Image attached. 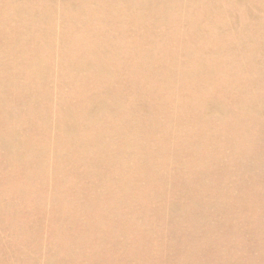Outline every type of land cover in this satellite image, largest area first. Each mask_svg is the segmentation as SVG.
<instances>
[{
  "label": "bare ground",
  "instance_id": "obj_1",
  "mask_svg": "<svg viewBox=\"0 0 264 264\" xmlns=\"http://www.w3.org/2000/svg\"><path fill=\"white\" fill-rule=\"evenodd\" d=\"M63 1L64 4H53L52 7L42 8L40 4H44V3L41 0H0V70H1L0 71V150L5 151V154L9 162L11 163V166H14L18 162H20L21 164H23L25 167L28 168L31 179L33 180V182L37 184L34 187L36 194L35 200H40L41 204L43 205L55 204L53 205V208H56V210L58 209L63 210L65 206L62 203L64 202L66 206L73 209V213H74V208H72V205L74 204L75 201H73V203H71L72 201L70 202L69 200L68 202H66L67 199L65 201L63 197L64 196L69 197L71 195L70 194L71 190L75 188L78 181L72 180L71 182L64 184L59 179H57L56 176L60 171L65 169L67 164H69L72 166V169H75L76 171L81 173V183H82L81 189L84 191L85 196L87 197L90 196L88 197V200L91 198V196H93V198H95L96 196L100 200V197L102 198L103 196L105 195L107 196L116 191L123 194L121 199L122 201L120 202L116 201V204L117 207L123 208L118 210V212L121 215V217L126 218V222L123 224V226H121V228L116 226L118 232L106 231L103 228L104 227L103 223L106 222V220L99 221L98 220L99 217L98 219H92L90 221L92 223H96L94 227L85 228L78 226L74 229V231H72V229L71 231H65V232L62 230L64 233L58 237V242L57 244H55L57 246L56 250H58V255L63 256L65 260H72L73 264H103L104 261L107 262L106 264H109V263H113L112 260L116 258V255H120L116 253V249L117 248L119 249L120 247L121 248L120 252L126 251L127 252L126 258H128L129 254L135 253L136 250L144 248L145 245L154 243L153 241L154 238L152 237V234L156 237L157 233L160 232L161 234V232H164L161 229L167 226L166 223L169 220V218H171L175 210L194 208L195 211H197L198 213V209L196 210V208L201 203L203 204V206L207 208L205 212L208 211L209 217L212 216V218L214 219L213 221L215 222L216 225L213 227H216L217 224L219 223V220H221L217 218L215 215L217 214V216H219L218 213L220 212L222 215L221 223L223 224L224 223L223 217L225 218L226 216V215L223 216L222 214L224 213L223 211L229 213L231 211L236 210L239 205V198L236 197V198H230L228 201H220L219 196H217L216 194L213 195L211 193V191L214 188L213 187L214 181L212 180L213 181L212 183L211 179L213 178L211 177L214 175L213 170L217 165V163L215 161V155H214L215 152L209 153V151H207V148L209 146L211 147L212 144L216 145L214 143L217 142L216 140L217 131L216 133H213L212 131V134L214 135V137L216 136V139H213L210 136V138L214 140L213 143L211 139L208 137L207 130L209 129H206V125H208V123L204 124V122L202 123V120L203 118L205 119L204 116L212 107H217L220 110L221 115L227 117L228 123L231 125L232 128V131L228 132V134L224 132L226 134L225 136L226 139L224 141L225 143H228L226 145L227 147L229 146V143L232 141L234 137H238V136L241 137L242 132L246 134V139L247 137H249L247 136L249 134L251 138L253 137V135H255L254 131L256 128L252 130L251 127L256 121L259 120L258 116L264 115V100H260L259 98H256L255 100L252 101L251 98V102L249 101L246 102L247 100H244L245 99L244 98L243 99L244 101H240L241 98L245 97L244 96L245 92L242 91L243 90L242 88H241L242 90L237 89V91L233 90L234 91L233 92L229 84V82L233 78V75H231L232 74L231 70L232 68L235 67L231 65L232 67L230 66V68L225 72L222 68V64L225 59L223 58V54H221L223 52L222 51L223 48H230L231 45H235V44H237L238 46L240 44L239 38L242 37L241 36L242 34L244 37V29L246 30L249 29L247 28L241 29L243 30L242 31L243 33L242 34L239 33V37H238V34H236V32L238 33V31L231 27V24L234 23V21H233V17L229 14V12L222 11L220 9L219 4L211 3L214 5H209V4L205 5L203 4L202 0H63ZM235 1H237L236 3L246 2L247 4H250V6L252 4L253 7H255L254 4H258V5L264 4V0H235ZM188 2H191L192 4H188ZM262 6L260 5V7H262L263 9L264 5ZM247 14L251 15L249 12H247ZM261 17L263 19L264 16ZM250 19L249 22H251ZM262 21L263 22H258L257 19L258 23L256 21L252 23L259 25V23H264V19ZM242 24L243 23L241 22V26ZM259 27L262 29V33H263L264 29L261 27V25ZM226 33H229V35L222 36ZM263 34L260 36L264 37ZM252 37L255 36L252 35ZM246 40L247 39H244L245 42ZM248 40H249V36H248ZM252 40H249V42H252ZM254 42L256 43L257 41L253 40V43ZM260 43L264 46L263 41H260ZM52 44H55L58 48L63 47L60 50L58 57L55 59V61L57 62L56 65H54L53 62L51 61L52 49H49V47L52 46ZM241 44L243 43L241 42ZM252 47L254 48V46ZM244 48H242L243 51ZM248 49L250 50V47ZM258 49L261 50L262 46L261 45L258 46ZM249 50H247L248 52L247 54H249L250 52ZM254 50L256 51L257 48ZM251 54H249L250 58H251ZM244 56L245 58L247 57L246 55ZM257 56H259V54ZM249 59H248V63L250 64ZM256 59L259 58L256 57L253 60L255 61ZM253 60L251 59V62ZM258 61L264 62V60H258ZM236 63L238 66V62ZM253 64H250V66L249 65L248 66L250 68L251 66L254 67ZM241 66L243 68V65H240V67ZM260 67L262 68L263 66ZM53 70H61V73L54 79L52 76H50ZM64 70L66 71L68 70V71L64 73ZM230 71L231 73H229ZM240 71L241 70H239L240 74H244ZM260 71L259 73H261ZM77 73L84 74L85 81L88 82L85 86H80V84L76 85ZM239 73L236 72V74ZM254 73L256 75L257 72ZM250 77L252 78V76ZM234 79L236 80V78ZM60 80L62 81V83H59ZM263 80L264 78L261 79L262 83L260 85L256 83L260 81L258 80V76H257V80L255 81H252V79L250 80L251 81L250 85L255 88L256 93H258L259 86L264 87L262 86V84H264ZM48 81H50V87L47 89L44 88L43 86ZM213 81L220 82L221 86L223 87V93L221 94V96L218 95L220 97H217V95L216 96L213 95V90L215 89V87H213L212 89H210L209 87V85ZM247 83H245V85ZM63 84H66L68 86L70 93L74 94L77 98H79V100H81V104L78 105V108H76V106L73 105H65L63 103H59L56 108H59L60 113L59 116L58 114L55 116L56 123L52 120V117L55 115L57 111L52 108V111L48 112L51 108V106L48 105L44 106L40 104V109L42 111L47 112L46 115L39 118H33L34 116H31L30 118L28 117L29 112H31L32 106H34L33 102L36 101V99L39 100L40 99L39 96H43L45 100L51 99L52 96L63 97L62 92L57 91V89H60L59 86ZM234 84L237 85L239 83H234ZM89 85L94 86V90L92 94L89 96V98L85 99L86 89L88 88ZM241 85L242 83L240 84V86ZM256 85H258L257 88L255 87ZM233 87L234 86H232V88ZM248 88L249 87L247 88L245 87L244 90L245 89L247 90ZM49 89H56V90L54 92H51ZM255 91L253 90L251 91V93ZM23 92L26 93L25 97H23ZM227 103L229 105H227ZM239 103H241L240 105L241 108L240 110H236L234 107L237 106L236 104ZM23 104L25 107L29 106V108L26 111V118L28 120L25 121L21 119L20 115H18L19 114L18 111L21 108V106H23ZM139 111L141 113V116ZM102 113L105 114V116ZM257 113H259V115H256ZM147 114H154V116L148 118L146 117ZM209 117L207 116V119ZM212 117L214 116L212 115ZM218 118L216 119L218 120ZM209 119L211 120V117ZM116 121L120 122V124L116 123ZM205 121L207 122V120ZM98 123L100 124L99 128H97ZM219 123H223V122H219ZM234 123L236 125H234ZM78 124H80V126ZM88 125H93L95 127L94 130L89 131V133L93 135V139H94V142L91 147L88 146L89 142H87L88 139L87 132L81 131L77 134L74 133L72 134L73 136L70 138L67 137L68 134L65 136L63 133V132H75L78 131L81 127ZM210 126L212 127V125ZM222 126H225V124ZM222 126L221 128L215 127V129L218 128L217 130H219V128L220 129L224 128ZM38 127H40L41 129L37 130ZM30 128H32L33 131L31 132L32 134L31 140L29 141L27 134L29 133ZM248 132L249 134H247ZM244 133L242 134L244 135ZM57 135L62 137V143H60L61 145H58L59 150L61 149L60 150L61 154L59 157L56 158V160H54V157L51 156L46 157L44 151L45 150L46 152H50L51 150L54 151V148L52 146H48L49 145L48 142L51 141L52 142L51 145H52ZM209 135H211V132ZM243 138H245V135ZM252 139L249 138L250 141ZM247 141H245L244 143H246ZM255 142L253 143V145H255ZM217 143L219 145V142ZM237 144L238 143H235L234 147H237ZM240 144H242V142H240ZM249 144L252 145V143L250 142ZM245 145H243V149ZM248 146L249 145H247V148ZM258 146L259 145H257V147ZM242 152L244 151H242L241 149V153ZM249 152L250 150L247 151V153ZM259 152L261 153L260 150ZM245 153H244V157H245ZM255 153L257 154L258 152L256 151ZM83 154L90 155L91 159L89 162L83 161L84 158ZM219 154L221 155V153ZM254 156L256 155L254 154ZM251 157L252 154L250 155V158ZM250 158H248V160ZM252 158L254 159V157ZM216 159L218 160V158ZM246 159L244 158V161ZM251 160L252 159H250V161ZM52 163H55V165H50ZM117 163L119 164L118 167H117ZM81 164L82 166H80ZM252 165L254 166V164ZM247 166L249 165L247 164ZM250 168L251 167H249V169ZM259 168H262V166ZM246 169H248V167ZM254 170L256 172V169ZM237 171L239 170L237 169ZM241 171H243V168ZM246 171L247 170H245V172ZM250 171L248 173H250ZM262 171L264 172V170ZM219 172L222 171L220 170ZM227 173L225 172V174ZM259 173H261V171ZM47 174L54 181L48 189H43L41 187V184L44 183L43 185H45ZM185 174H187L188 176H185ZM116 175H119L121 180L118 182H111V180ZM261 175L262 173L259 176L261 177ZM49 177H47V180ZM185 177H190L193 180L190 181V179L187 178L189 180L184 181ZM229 177H231V175ZM17 179L21 181L22 176L21 178H17ZM250 179L251 177L249 178V180ZM9 180L11 183V177L7 181ZM32 180H28V181L31 182ZM25 181L26 180H24V182ZM231 181L233 182V180ZM231 181L229 179V182H227V184L230 183ZM254 181L252 182L256 183ZM48 182L46 185H48ZM2 183L4 184V181ZM172 184H175L176 186L172 187ZM227 184L225 186H227ZM259 184L260 183L258 184L256 183L255 185H259ZM255 185H253L254 188L256 187ZM1 187L3 188V185ZM31 187L33 186H30V188ZM19 188H21V186ZM167 188H169V195L166 194ZM217 188L218 187H216V189ZM249 188L250 186H248V190ZM10 189H11L10 187L9 189H7V193H11ZM258 190L260 191V189ZM263 190L264 189H262L261 191ZM22 192L20 193L22 194ZM79 193L81 192L79 191ZM239 193L241 194V192ZM256 195L259 198L260 195L263 194L260 195L256 194ZM6 197H8V195ZM25 197L27 198V196ZM76 197H78L77 201H80L79 194ZM76 197L75 200L77 199ZM139 197L141 203L140 202L137 203ZM197 198L199 199V201ZM263 199L261 198V200ZM88 200L86 199V201ZM258 200H260V198ZM27 201L29 200H26V202ZM83 201L84 204L82 205L81 202L80 204L85 207V202H86L85 198ZM90 201L92 200L90 199ZM108 201H110V204L113 203L111 202L110 199ZM93 202H95L94 199ZM97 202L99 206V201ZM262 202L259 203L262 204ZM7 203L8 205H11L9 204V202ZM255 203L256 202H254V207L257 206L255 205ZM247 204H249V202ZM3 205H6V203ZM78 206L80 207V205ZM86 206L88 207L87 204ZM107 206L110 205H108L107 203ZM259 206L257 208H259ZM39 207L41 208V205ZM53 208L51 213H53ZM257 208H252V209H257ZM5 210L7 209L5 208ZM10 210L11 208L8 207V211L6 212H10ZM69 210L70 209H68V211ZM88 210L86 213L87 215H88ZM154 210L155 212H153ZM201 210L202 212L204 211L203 208ZM262 211L258 212V213L261 212L260 216L262 214ZM189 212H193V210H190ZM3 213L1 212V214ZM51 213L50 215H52ZM98 213L99 215L102 214L99 211ZM139 214H141L142 217L150 220L142 222L141 226L138 225L137 222L139 221L135 222V217L139 216ZM199 214H200V210H199ZM26 216L29 215L26 214ZM26 216H24V218ZM82 216H84V214ZM86 216H84V219ZM182 216H183L182 219L184 217L187 219L185 220L187 221L186 225L189 223L188 226L190 227L191 226L190 224H192L193 221H191L190 223L189 220L194 215L193 214L192 216L189 215L190 216L189 220L186 215H182ZM206 216L207 215H205V217ZM194 217L192 219H194ZM228 217H230V215ZM243 217L244 216H242V218ZM206 218H201V219H206ZM258 218L259 217H257L256 219ZM76 219L77 216L75 220ZM112 219L113 221L115 220L113 217ZM195 220L196 219H194V222ZM38 222H40V220H38ZM203 222L204 220L200 222V224L201 223L203 224ZM175 223L174 226H176ZM183 223L180 222L178 223L179 228H181L179 232L185 230V229L182 230ZM204 223L206 224V222ZM211 224H210V228L211 230H213ZM12 225L11 227H13ZM57 225L60 226V224ZM226 225H227V221H226ZM233 225L234 224H232V226ZM188 226L184 234L186 236L188 234L187 233ZM54 227L55 226L52 227L53 231H54ZM176 227L178 228V226ZM3 228L5 229V226H3ZM20 228L23 227L21 226ZM191 228L192 226L190 227V230ZM222 228H220V231L225 230ZM34 229L36 230L38 229V227L36 228L35 226ZM194 229H196V227H194ZM13 230H16V228ZM25 230L26 232L28 231L30 234L31 231L29 228L27 229L25 228ZM196 230H197L196 233L199 234L198 229ZM218 230L217 232L219 234ZM176 231L177 230H174V232ZM201 231H203V229ZM194 232L195 231L193 230V233ZM207 232L208 234H212L209 233L210 231ZM183 233L181 234L178 233L180 234V236L179 235L178 236L181 237V240L183 237L182 235ZM226 233L228 232L226 231ZM37 234L35 235V237L37 236ZM120 234L123 235V239L122 240H118V238L116 239V236H120ZM204 234H201V237ZM19 235L21 236V233ZM22 235H25V233L24 234L22 233ZM163 235L164 233L161 236ZM207 236L208 235L206 234V236L204 237ZM201 237L196 236V240L197 238H199L200 241L203 240L206 242V240L203 239V237L201 239ZM183 238L186 239V237ZM189 238L194 239V236L192 238L190 236ZM189 238H187L186 241ZM155 239H158V241L162 240L158 238V234ZM208 239L210 238L208 237ZM26 240H28V238H26L25 241ZM150 240L152 242H150ZM177 240L175 238L176 243ZM181 240L178 241L181 242ZM1 241L2 240L0 239V243ZM163 241L164 240H162V242ZM19 242L22 243V240ZM66 242L71 243L70 247L72 246V244H76L77 249L76 248L74 249L76 251L72 250L73 249L72 247L68 248V246L67 247L62 246V244ZM183 242L185 243V241ZM167 243H168V239L166 245ZM171 243L173 244L174 241ZM187 244L189 245V243ZM187 244L186 246L188 247ZM190 244L192 243L190 242ZM158 245L161 244L158 243ZM158 245H153V247L156 248L158 247ZM166 245L165 247L168 246ZM210 245H212V243ZM197 246H200V243L197 244ZM206 246L207 245H205V247ZM172 247H178V245ZM158 248H160V246ZM190 248L192 249V247ZM210 248L208 246L207 250H209ZM212 248L214 253L213 251L210 250L209 251L212 252L211 254H214L216 258H218L217 256L218 251L221 248H224V244H221L220 241H216L213 239ZM198 249L200 250V248ZM141 251L145 253L143 249H141ZM141 251L138 250L139 253H141ZM158 251L159 250L157 249V252ZM172 251L175 252L176 250H172ZM181 251L179 252L181 253ZM202 251H204V249L201 250V252L199 253H202ZM228 251H227V256L228 255L231 256L230 251L232 250H228ZM222 252H225L223 254H226V251H222ZM222 252L220 251L219 254ZM143 253H141V257ZM146 253L149 254L148 252ZM163 253L164 252H161V254ZM5 254L7 256V253ZM155 254L156 253H154V257H149L148 259L145 258L146 259L145 261L148 262V261L156 260ZM164 254L166 256V252ZM150 255L153 256L152 252ZM167 255L170 256L171 254L169 255L167 252ZM199 255L200 254H198V256ZM187 256H183L181 258L187 259ZM176 257H178V255ZM204 257L205 255L203 256V259ZM209 257L212 258V255H210ZM220 257L218 259H221ZM160 258L161 257H159V259ZM226 258L228 262L229 256ZM233 258L236 259L238 257H233ZM207 259L209 258L207 257ZM207 259L205 260L208 261ZM196 260L199 262L198 258H196ZM223 260L226 259L224 258ZM141 262L143 261L137 259L135 261V264ZM235 262L231 261V264L232 263L234 264ZM162 263H166V262L162 261ZM120 264H122V261ZM212 264H217V263L212 262Z\"/></svg>",
  "mask_w": 264,
  "mask_h": 264
},
{
  "label": "rangeland",
  "instance_id": "obj_2",
  "mask_svg": "<svg viewBox=\"0 0 264 264\" xmlns=\"http://www.w3.org/2000/svg\"><path fill=\"white\" fill-rule=\"evenodd\" d=\"M44 4H40V6L42 7V8H48V7H52L53 6V4H64V1L63 0H41ZM203 1V4H205V5H207V4H209V5H214V4H219L220 5V9L222 10V11H225V12H229V14L233 17V21H234V23H232L231 24V27L233 28V29H236L237 31H238V33L236 32V34H238V37H239V33L240 34H242L243 32V30H241V29H244V28H247V29H249V30H246V29H244V37H243V34L241 35L242 37H240L239 39H240V44L237 46V44H235V45H231L230 46V48H223L222 49V53L221 54H223V58L225 59L224 60V62H223V64H222V68H223V70L226 72L229 68H230V66L232 65L233 67H235V68H232V74L231 75H233V78L231 79V81L229 82V84H230V87H231V89H232V91L234 90V91H237V89H239V90H242V91H244L245 92V94H244V96L245 97H243V98H241V100L240 101H244V100H247L246 102H251V98H252V101L253 100H255L256 98H259L260 100H264V87H261V86H259V90H258V93H256V91H255V88L253 87V86H251L250 84H251V79H252V81H255V80H257V76H258V80H260L261 81V79H263L264 78V62L262 61V62H259L258 60H264L263 59V55H264V46L260 43V41H263V43H264V37L263 36H260V35H262L263 33H264V30H263V33H262V29L259 27L260 25H261V27L264 29V23H259V25L258 24H255V23H252V22H257V19H258V22H263L262 20L264 19V17H263V19H262V17L261 16H264V14H263V12H264V8L262 9V5H264V4H254L255 5V7H253L252 6V4H251V6H250V4H247L246 2H238V3H236L237 1H235V0H202ZM211 3H214V4H211ZM244 3V4H243ZM188 4H192L191 2H188ZM260 5L262 6V7H260ZM252 7V8H251ZM259 7H260V9H259ZM262 9V10H261ZM256 10V11H255ZM247 12H249L251 15H249V14H247ZM259 12H260V14H259ZM262 13V14H261ZM252 14H253V16H252ZM248 15H249V17H248ZM258 15H259V18H260V20H259V18H258ZM251 16V17H250ZM255 17H257V18H255ZM241 18H243V19H241ZM253 20H251V19ZM240 19V20H239ZM249 19H250V21L251 22H249ZM241 22L243 23L242 24V26H241ZM245 22V23H244ZM247 22V23H246ZM257 22V23H258ZM246 24V25H245ZM251 24V25H250ZM238 25V26H237ZM247 25H248V27H247ZM263 25V26H262ZM243 26H246V27H243ZM250 26H251V28H250ZM254 26V27H253ZM255 26H257V27H255ZM253 27V28H252ZM254 29V30H253ZM239 30H240V32H239ZM246 30V31H245ZM251 30V31H250ZM259 31H260V33H259ZM246 32H248V33H246ZM252 34H251V33ZM256 32V33H255ZM259 33V34H258ZM250 34V35H249ZM229 35V33H226V34H224V35H222V36H228ZM246 35V36H245ZM252 35L253 36H255V37H252ZM264 35V34H263ZM248 36H249V40H255V41H257L256 43H257V45L258 46H262V49L261 50H259L258 49V46L256 45V43L254 42L253 43V40H252V42H249V40H248ZM261 37V38H259V37ZM246 37V38H245ZM263 37V38H262ZM258 38V39H257ZM242 39V40H241ZM244 39H247L246 40V42L244 41ZM258 40H260V41H258ZM241 42L245 45H243V44H241ZM246 43V44H245ZM251 43H253V44H251ZM260 43V44H259ZM251 46H250V45ZM255 44V45H254ZM241 45V46H240ZM243 45V46H242ZM246 46H248V47H246ZM252 46H254V48L252 47ZM256 46V47H255ZM66 47V46H65ZM241 47V48H240ZM245 47V48H244ZM250 47V50L248 49ZM252 47V48H251ZM63 47H60V48H58L55 44H52V46H50L49 47V49H52V51H51V54H52V57H51V61L53 62V64L54 65H56L57 64V62L55 61V59L58 57V54H59V52H60V50L62 49ZM232 48H233V50H232ZM242 48H244V51H243V49ZM257 48V50L255 51L254 49H256ZM228 49V50H227ZM235 49V50H234ZM252 49V50H251ZM232 50V51H231ZM239 50V51H238ZM247 50H249L250 52H249V54H253L254 52V54L252 55L251 54V58L249 57L250 55L249 54H247L248 52H247ZM254 50V51H253ZM228 51V52H227ZM262 53H261V52ZM238 52V53H237ZM243 52H244V54H243ZM246 52V53H245ZM259 52V53H258ZM243 54V55H242ZM259 54V56H257ZM237 55V56H236ZM240 55H241V57H240ZM244 55H246L247 57H249V58H245V56ZM228 56H230V57H228ZM234 56H236V57H234ZM243 56H244V58H243ZM254 56H256V57H258L259 59H256L255 61L253 60L254 58H256V57H254ZM262 56V57H261ZM233 57V58H232ZM253 57V58H252ZM241 58H242V60H241ZM261 58V59H260ZM248 59L250 60L249 62H250V64H253V63H255V64H253L254 65V67H252L251 66V68L249 67L250 66V64L248 63ZM251 59L253 60L252 62H251ZM245 60V61H244ZM227 61V62H226ZM238 62V66L240 67V65H243V68H242V66L239 68L238 66H237V63L236 62ZM240 61H241V63H240ZM233 62H234V65H233ZM247 64H246V63ZM244 63V64H243ZM240 64V65H239ZM249 65V66H248ZM231 66V67H232ZM260 66H263L262 68L260 67ZM238 67V68H237ZM257 67V68H256ZM246 69V71H245V69ZM257 69V70H256ZM260 69H261V71H260ZM239 70H241L240 72H242V73H244V74H240L239 73ZM248 70V71H247ZM250 70V71H249ZM1 71V70H0ZM68 71V70H67ZM66 70H64V73L65 72H67ZM231 71L229 72V73H231ZM259 71L261 72V73H259ZM236 72L237 73H239V74H236ZM251 72H252V75H251ZM254 72H257L256 73V75H255V73ZM263 72V73H262ZM61 73V70H53L52 72H51V75L50 76H52L53 77V79L55 78V77H57L59 74ZM246 73V74H245ZM236 74V75H235ZM250 74V75H249ZM214 75H215V73H214ZM214 75H213V77H214ZM235 75V76H234ZM242 75H243V77H242ZM253 75H254V78H255V80H254V78H253ZM76 76H77V80H76V85L77 84H80V86H85L88 82L87 81H85V77H84V74H82V73H77L76 74ZM245 76V77H244ZM248 76V77H247ZM250 76H252V78L250 77ZM247 77V78H246ZM234 78H236V80L234 79ZM239 78H240V80H239ZM249 78H250V80H249ZM259 78H261V79H259ZM245 79H246V81H247V79H248V83L245 81ZM232 80H234V81H232ZM240 81V82H239ZM244 81H245V83H247L246 85H245V83H244ZM256 82V83H258L259 85L262 83V81L261 82ZM250 82V83H249ZM263 82H264V80H263ZM59 83H62V81L60 80L59 81ZM217 83V84H216ZM234 83H239V84H234ZM242 83V85L240 86V84ZM255 83V82H254ZM212 84V85H211ZM211 84L209 85V87H210V89H212L213 87H215V89L213 90V95L214 96H216L217 95V97H220L221 96V94L223 93V87L221 86V83L220 82H218V81H213V82H211ZM214 84H215V86H214ZM59 86V85H58ZM232 86H234L233 88H236V89H233L232 88ZM239 88H238V87ZM262 86H264V84H262ZM44 88H49L50 87V81H48L44 86H43ZM247 88V87H249L247 90H248V92H247V90L245 89L244 90V88ZM256 88L258 87V85H256L255 86ZM59 88L60 89H57V91H59V92H62V95H63V97H56V96H52L51 97V99H49V100H45L44 98H43V96H39V100L38 99H36V101H34L33 103H34V106H32V109H31V112H29V114H28V117L30 118L31 116H34L33 118H39V117H42V116H44V115H46V113L47 112H45V111H42L41 109H40V104L41 105H44V106H46V105H48V106H51V108H50V110L48 111V112H51L52 111V108L54 109V110H56L57 112L55 113V115L52 117V120L55 122V116L58 114V116H59V108H56L57 107V105L59 104V103H63V104H65V105H73V106H76V108H78V105L79 104H81V100H79V98H77L74 94H72V93H70L69 92V88H68V86L66 85V84H63V85H61V86H59ZM242 88V89H241ZM209 89V88H208ZM255 91V92H252L251 93V91H253V90ZM51 92H54L56 89H49ZM93 90H94V86H92V85H89L88 86V88L86 89V94H85V99H88L89 98V96L92 94V92H93ZM263 92H262V91ZM233 91V92H234ZM76 92V91H75ZM262 92V93H261ZM217 93V94H216ZM25 92H23V97H25ZM218 95H220V96H218ZM248 95V96H247ZM247 96V97H246ZM251 96V97H250ZM249 97H250V99H249ZM245 98V99H244ZM246 98H248V99H246ZM244 99V100H243ZM230 100V99H229ZM228 100V101H229ZM227 105H229L228 103H227ZM237 106H235L234 108L236 109V110H240V108H241V103H239V104H236ZM10 106V105H9ZM29 108V106L28 107H25L24 106V104H23V106H21V108L19 109V111H18V115H20V117H21V119L22 120H28L27 118H26V111H27V109ZM239 108V109H238ZM202 110H204V109H202ZM215 111V112H214ZM214 112V113H213ZM139 113H140V111H139ZM210 113H211V116H210ZM103 114V113H102ZM104 116H105V114H103ZM212 115L214 116V117H212ZM217 115V116H216ZM221 113H220V110L217 108V107H212V108H210L209 109V111L207 112V114L204 116L205 117V119L203 118V120H202V123L204 122V124H207L208 123V125H206V129H209L210 130V132H211V135H209L210 134V132H209V130H207L208 131V137L210 138V136H211V138H213V139H216V136L214 137V135L212 134V131H213V133H216V131H217V142H219V145H218V143L217 142H215L214 143V140H212L211 138V141L214 143V144H216V145H213L212 144V148L209 146L208 148H207V151H209V153H214L215 152V161H216V163H217V165L215 166V168H216V170H215V168H214V175L211 177V178H213V179H211V181L213 180L214 181V183H213V181H212V183L214 184V188H213V190L211 191V193L213 194V195H217V196H219V199H220V201H228L230 198H236V197H238L239 198V205H238V207H237V209L236 210H234V211H231V212H226V211H223L224 213H222L223 214V216L224 215H226L225 216V218L223 217V224H224V227H223V224L221 223L222 222V218H221V212L220 213H218L219 214V216H217V214H215L216 215V217L217 218H219V219H221V220H219V223L217 224V226L218 227H220V228H222V229H225L223 232L222 231H220V228H218L217 226V229H216V227H213V226H215L216 224H215V222L213 221L214 219L212 218V216H210L211 218H212V220H211V218L209 217V215H208V211H206L205 212V210H207V208L205 207V206H203V204L201 203V204H199V205H201V206H197V208H196V210L198 209V213H197V211H195V209L193 208V209H178V210H175V212H173V214H172V216H171V218H169V220L167 221V223H166V227L165 228H162L161 230H163L164 232H161V234H160V232L159 233H157L158 234V238L159 239H162V240H164L163 242H162V240H159L158 241V239H155L156 237H157V234H156V237L152 234V237L154 238L153 239V241H154V243H152V244H149V245H145V247H147V248H141V249H143V251H145V253H143L142 251H141V249H138L139 251H141V253H143V255H142V257H141V253H139L138 252V250H136V252L135 253H132V254H129L128 255V258H126L127 256H126V251H121L120 252V250H121V248L119 247V249L117 248L116 249V253L117 254H120V255H116V258H114L112 261H113V263H109V264H120L121 263V261H122V264H135V261L137 260V259H140V260H142L143 262H141V263H138V264H212V262L213 263H217V264H231V261L232 262H235L234 264H264V204H263V202H264V190L263 191H261L262 189H264V172L262 171V170H264V115L263 116H258L259 117V120L258 121H256L253 125H252V127H251V129L252 130H254V128H256L255 129V135H253V139L251 138V136H250V134H249V132L247 133V134H249V135H247V136H249V137H247V139H248V141H247V139H246V134L244 133V132H242V133H244V135H245V138H243L244 137V135L241 133V137L240 136H238V137H234L233 139H232V141L229 143V146L227 147L226 145L228 144V143H225V139H226V134H228V132H231L232 131V128H231V125L228 123V119H227V117H225V116H223V115H221ZM256 115H259V113H257ZM140 116H141V113H140ZM154 116V114H147L146 115V117H148V118H150V117H153ZM207 116L209 117H211V120L212 121H214V122H212L209 118L207 119ZM218 117H220V118H218ZM257 117V116H256ZM213 118H214V120H213ZM216 118H218V120L216 119ZM205 120H207V122L205 121ZM208 120H209V122H208ZM226 120V121H225ZM211 121V122H210ZM225 121V122H224ZM201 122V121H200ZM215 122H216V124H215ZM219 122H223L224 124H225V126H222V125H224L223 123H219ZM228 124H227V123ZM56 123V122H55ZM116 123H118V124H120V122H118V121H116ZM219 123V124H218ZM79 126H80V124H78ZM210 125H212V127L210 126ZM227 125V126H226ZM234 125H236L235 123H234ZM255 125V126H254ZM209 128H208V127ZM221 126L222 127H224L225 128V130H224V128H222V129H220L221 128ZM260 126V127H259ZM100 127V124L98 123L97 124V128H99ZM215 127H220L219 128V130H217L218 128H216L215 129ZM213 128V129H212ZM230 128V129H229ZM41 128L40 127H38L37 128V130H40ZM95 129V127L93 126V125H88V126H83V127H81L78 131H75V132H63L64 133V135L66 136L67 134V137L68 138H70V137H72L73 135L72 134H77V133H79V132H81V131H84V132H87V135H88V139H87V142H89V144H88V146L89 147H91L92 146V144H93V142H94V139H93V135L92 134H90L89 133V131H92V130H94ZM214 130H215V132H214ZM221 130H222V133H221ZM33 131V129L32 128H30V131H29V133L27 134V137H28V139H29V141L31 140V132ZM219 132V133H218ZM224 132H226V134L224 133ZM257 133V134H256ZM70 134V135H69ZM138 135H140V134H138ZM223 135V136H222ZM222 136V137H221ZM243 136V137H242ZM224 137V138H223ZM218 138H219V141H218ZM223 138V139H222ZM238 138H240V139H238ZM249 138L250 139H252L251 141L249 140ZM236 139H238V140H236ZM246 139V140H245ZM258 141H257V140ZM60 140V141H59ZM215 140V141H216ZM237 142H236V141ZM241 140V141H240ZM247 141L246 143H244L245 141ZM59 141V142H58ZM222 141V142H221ZM223 141H224V143H223ZM239 141V142H238ZM256 141V142H255ZM234 142V143H233ZM240 142H242V144H240ZM249 142L250 143H252V145L251 144H249ZM255 142V145H253V143ZM51 141H49L48 142V146H52L53 148H54V151H50V152H46V150L44 151L45 152V156L47 157V156H51V157H54V160H56V158L57 157H59L60 156V150H59V146L58 145H61L60 143H62V137L61 136H56V138H55V140H54V143L51 145ZM235 143H238L237 144V147H234V144ZM240 144V145H239ZM246 144V145H245ZM242 145V146H241ZM243 145H245V147H244V149L245 148H247V145H251L250 147L248 146V148L247 149H243ZM257 145H259L258 147H257ZM214 146V147H213ZM220 148H219V147ZM225 146V147H224ZM242 147V148H240V147ZM255 146V147H254ZM257 147V148H256ZM224 148H225V150H224ZM228 148V149H227ZM236 148H238V149H236ZM249 148H251V149H249ZM216 151H215V150ZM230 149H231V151H230ZM239 149H240V151H239ZM241 149H242V151H244V152H242L241 153ZM255 149H257V150H255ZM222 150V151H221ZM227 150V151H226ZM229 150V151H228ZM238 150V151H237ZM248 150H250V152L249 153H247V151ZM259 150L261 151V153L259 152ZM57 151V152H56ZM192 151V150H191ZM194 151V150H193ZM197 151V150H196ZM206 151V150H205ZM213 151V152H212ZM253 151V152H252ZM258 152L257 154L255 153V152ZM221 153V155L219 154V153ZM227 152V153H226ZM232 152V153H231ZM246 152V153H245ZM238 153H239V155H238ZM244 153H245V157H244ZM221 156V159H220V156ZM228 154V155H227ZM235 154V155H234ZM252 154V157H254V159L251 157L250 158V155ZM254 154L256 155V156H254ZM260 154V155H259ZM222 155H224V156H222ZM232 155V156H231ZM243 155V156H242ZM83 156H84V158H83V161L84 162H89L90 161V159H91V157H90V155H86V154H83ZM230 156H231V158H230ZM238 156V157H237ZM242 156V157H241ZM237 157V158H236ZM246 157H247V159H246ZM257 157H259V158H257ZM216 158H218V160L216 159ZM238 158H239V161H238ZM244 158L246 159L245 161H244ZM248 158H250V159H252L251 161H250V159L248 160ZM225 159H226V161H225ZM232 161H231V160ZM237 159V160H236ZM257 159V160H256ZM223 161V162H222ZM237 161V162H236ZM242 161V162H241ZM255 163H254V162ZM258 161V162H257ZM55 162V161H54ZM238 162H240V163H238ZM243 163H244V165H243ZM250 163V164H249ZM254 164V166L252 165V164ZM221 164V165H220ZM237 164V165H236ZM247 164L249 165V166H247ZM259 164V165H258ZM50 165H55V163H52V164H50ZM224 165V166H223ZM229 165V166H228ZM232 165V166H231ZM236 165V166H235ZM242 165H243V167H242ZM258 165V166H257ZM0 209L2 210H0V219H2V218H5V219H2V220H0V222H1V224H0V239L2 240L1 241V243H0V257L2 256V255H4L5 253H7V256H6V254L4 255V256H2L1 258H0V263H2V264H73V262H72V260H65V258L63 257V256H61V255H58V250H56L57 249V246L55 245V244H57V242H58V237L61 235V234H63L65 231H71V229H72V231H74V229L76 228V227H85V228H91V227H94L95 225H96V223H92V222H90L92 219H98V217H99V221H105L106 220V222H104L103 223V228L106 230V231H108V232H118L117 231V227H120L121 228V226H123V224L126 222V218H124V217H121V215L119 214V212H118V210H120V209H123L122 207H117V204H116V201L117 202H120V201H122L121 199H122V195L123 194H121L120 192H118V191H116V192H114V193H111V194H109V195H105V196H103L102 198L100 197V200L95 196V198H96V200H95V198H93V196H91V200L92 201H90V199L88 200V197H90V196H85L84 195V191L81 189V173L80 172H78V171H76L75 169H72V166L71 165H69V164H67L66 165V167H65V169L64 170H62V171H60L56 176H57V179H59L61 182H63L64 184L65 183H69V182H71L72 180H76V181H78V183L76 184V186H75V188L74 189H72L71 190V195L68 197V196H64L63 198L65 199V201H66V199H67V201L66 202H68V200L71 202V203H73V201H75L74 202V204L72 205V208H74V213H73V209H71L70 207H68V206H66L65 204H64V202L62 203L64 206H65V208L62 210V209H58V210H56V208H53V205H55V204H53V205H43V204H41V201L40 200H35L36 199V194H35V190H34V187H35V185H37L35 182H33V180L31 179V177H30V173H29V170H28V168L27 167H25L23 164H21L20 162H18L16 165H14V166H11V163L9 162V160H8V158H7V156H6V154H5V151H2V150H0ZM80 166H82V164L80 165ZM119 166V164L117 163V167ZM262 166V168H259V167H261ZM12 167H13V169H12ZM248 167V169H246ZM249 167H251L250 169H249ZM26 168V169H25ZM224 168V169H223ZM229 168V169H228ZM242 168H243V171H241L242 170ZM252 168H254V169H256V172H255V170L254 169H252ZM8 169V170H7ZM16 169V170H15ZM87 169H88V166H87ZM87 169H86V171H87ZM233 169V170H232ZM234 169H235V171H234ZM237 169L239 170V171H237ZM247 170L246 172H245V170ZM165 170V169H164ZM222 171V172H219V171ZM229 170V171H228ZM230 170H231V172H230ZM250 171V173H248L249 171ZM254 170V171H253ZM13 171V172H12ZM227 173V174H225V172ZM237 171V172H236ZM241 171V172H240ZM261 171V173H262V175H261V177L259 176L261 173H259V172ZM27 172V173H26ZM231 174H230V173ZM253 174H252V173ZM258 172V173H257ZM233 173V174H232ZM27 174V175H26ZM175 174H176V172H175ZM225 174V175H224ZM246 174H247V176H246ZM254 174H256V175H254ZM22 176V180L20 181L19 179H17V178H21V176ZM220 175V176H219ZM231 175V177H229ZM242 175V176H241ZM251 175V176H250ZM7 176H8V179L11 177V183H10V180L9 181H7L8 179H7ZM13 176V177H12ZM28 176V177H27ZM185 176H188L187 174H185ZM224 176V177H223ZM254 176V177H253ZM26 177H27V179H26ZM47 177H49V175L47 174ZM47 177H46V180H45V185H43V184H41V187L43 188V189H48L49 187H50V185H52V183H53V179L52 178H48V180H49V182H48V180H47ZM230 179V181L231 180H233V182L231 181L230 183H228L227 184V182H229V179ZM251 177V181L249 180V178ZM253 177V178H252ZM256 177V178H255ZM5 178V179H4ZM29 178V179H28ZM187 178H189L190 179V181L191 180H193L192 178H190V177H185V180L184 181H188L189 179H187ZM219 178V179H218ZM223 178H225V179H223ZM248 178V179H247ZM7 179V180H6ZM14 181H13V180ZM26 180L25 182H24V180ZM215 179H216V181H215ZM224 181H223V180ZM227 179V180H226ZM236 179V180H235ZM247 179V180H246ZM253 179V180H252ZM15 180H17V181H15ZM19 180V181H18ZM28 180H32L31 182L30 181H28ZM121 179H120V177H119V175H116L112 180H111V182H118V181H120ZM240 180V181H239ZM245 180V181H244ZM255 180V181H254ZM4 181V184L2 183ZM252 181H254V182H256L257 184L258 183H260L261 185H262V187H261V185L259 184V185H255L256 183H253ZM47 182H48V185H46L47 184ZM222 182H225L226 184H227V186H225L226 184L225 183H222ZM247 182H248V184H247ZM249 182H251V183H249ZM222 183V184H221ZM243 183V184H242ZM10 184H11V186L12 187H14V188H12L11 186H10ZM19 184V185H18ZM20 184H22V185H20ZM25 184V185H24ZM34 184V185H33ZM216 184V185H215ZM220 184V185H219ZM3 185V188L1 187ZM6 185V186H5ZM15 185V186H14ZM43 185V186H42ZM222 185H224V186H222ZM231 185V186H230ZM253 185H255L256 187H258V188H254L253 187ZM7 186H9L11 189H10V192L11 193H7V189H9V187H7ZM19 186H21V188H19L18 187V189H17V187ZM25 186V187H24ZM30 186H33V187H31L30 188ZM176 185L175 184H172V187H175ZM220 186V187H219ZM248 186H250V188H249V190H248ZM15 187H16V189H15ZM216 187H218L217 189H216ZM24 188V189H23ZM32 188H33V190H32ZM225 188V189H224ZM236 188V189H235ZM5 189V190H4ZM19 189H21V190H19ZM27 189V190H26ZM229 189V190H228ZM241 189V190H240ZM258 189H260V191L258 190ZM16 190H17V192H18V194H17V192H16ZM24 190H25V192H24ZM29 190V191H28ZM34 191V192H32V191ZM98 190V189H97ZM3 191V192H2ZM23 191V192H22ZM79 191L82 193H79ZM221 191H222V194H221ZM248 191H250V192H248ZM20 192H22V194L20 193ZM29 192V193H28ZM225 192V193H224ZM236 192V193H235ZM239 192H241V194L239 193ZM258 194V195H260V194H263V195H260V200H258L259 198H258V196L255 194ZM260 192V193H259ZM29 195H28V194ZM238 193V194H237ZM248 193V194H247ZM24 194H27V195H24ZM34 194H35V196H34ZM79 194V200L80 201H77L78 200V197H76L77 195ZM166 194L167 195H169V188H167L166 189ZM219 194V195H218ZM228 194V195H227ZM253 194V195H252ZM8 195V197H6V196ZM93 195V194H92ZM111 195V196H110ZM221 195V196H220ZM248 195V196H247ZM252 197H251V196ZM25 196H27V198L25 197ZM29 196H30V198H29ZM74 196V197H73ZM108 196H110V197H108ZM113 196V197H112ZM250 196V197H249ZM33 197V198H32ZM75 197L77 198L76 200H75ZM83 197V198H82ZM226 197H227V200H226ZM254 197H255V199H254ZM84 198H85V201H86V199L88 200V201H86L85 202V207L84 206H82L83 204H84ZM106 199L107 200V203H108V205H110V206H107V203H106V200H104V199ZM115 198V199H114ZM258 198V199H257ZM261 198L263 199V200H261ZM83 199V200H82ZM93 199H94V201L95 202H93ZM111 200V202H113L112 204H110V201H108V200ZM198 199V198H197ZM223 199V200H222ZM254 199V200H253ZM26 200H29V201H27L26 202ZM241 200V201H240ZM252 200V201H251ZM258 200V201H257ZM2 201V202H1ZM64 201V200H63ZM97 201H99V206H98V202ZM104 201V202H103ZM115 201V202H114ZM198 201H199V199H198ZM250 201H251V203H250ZM263 201V202H262ZM7 202H9V204H11V205H8V203ZM80 202H81V204H80ZM102 202H103V204H102ZM138 202H140L141 203V201H140V197L138 198V200H137V203ZM249 202V204H247ZM253 202V203H252ZM254 202H262V204H260V206H259V204L257 203H255V205H257V206H255L254 207ZM2 203V204H1ZM6 203V205H3V204H5ZM27 203V204H26ZM106 203V204H105ZM223 203V202H222ZM80 205V207L78 206V205ZM86 204L88 205V207L86 206ZM94 204H95V206L97 207H95L94 206ZM97 204V205H96ZM8 205V206H7ZM41 205V208L39 207ZM101 205H103L104 206V208H103V206H101ZM7 209V210H5V208ZM21 206V207H20ZM78 206V207H77ZM92 206H93V208H92ZM101 206V207H100ZM106 206V207H105ZM203 206V207H202ZM242 206V207H241ZM259 206V208H257ZM263 207V209H262V207ZM8 207L9 208H11V210H10V212H6V211H8ZM33 207H35V208H33ZM39 207V208H38ZM46 207V208H45ZM90 207V208H89ZM95 207V208H94ZM98 207H99V209H98ZM200 207H201V209L203 208L204 209V211L202 212V210L200 209ZM210 207V206H209ZM249 207V208H248ZM18 208V209H17ZM23 208V209H22ZM30 212H28L26 209ZM48 208H50V209H48ZM52 208H53V213H51L52 212ZM211 208V207H210ZM242 208H243V210H242ZM252 208H257V209H252ZM33 209V210H32ZM68 209H70L69 211H68ZM80 209H81V211H80ZM85 209H86V211H85ZM89 209V210H88ZM137 209V208H136ZM258 209H260V210H258ZM4 210V211H3ZM17 210V211H16ZM55 210V211H54ZM87 210H88V215L86 214L87 213ZM108 212H107V211ZM117 210V211H116ZM190 210H193V212H189ZM199 210H200V214H199ZM239 210V211H238ZM263 210V211H262ZM36 211V212H35ZM84 211H85V213H84ZM91 211V212H90ZM98 211L100 212V213H102V214H100L99 215V213H98ZM113 211V212H112ZM115 211V212H114ZM176 211H178V212H176ZM181 211V212H180ZM253 211H254V213H253ZM256 211V212H255ZM259 211H262V214H263V216H262V214H261V216H260V213H258ZM1 212L3 213V214H1ZM31 212H33V213H31ZM49 212V213H48ZM65 212V213H64ZM78 212H79V214H78ZM90 212V213H89ZM110 212V213H109ZM153 212H155V210L153 211ZM251 212H252V214H251ZM21 213H22V215H23V218H22V215H21ZM24 213H25V215H24ZM46 213V214H45ZM50 213L52 214V215H50ZM63 213V214H62ZM81 213V214H80ZM103 213H104V215H103ZM181 213H184V214H181ZM186 213H188V214H186ZM191 213V214H190ZM206 213V214H205ZM248 213H250V214H248ZM256 213V214H255ZM258 213V214H257ZM10 214V215H9ZM16 215V216H13V215ZM26 214H28L29 216H26ZM78 214V215H77ZM84 214V216H86L85 217V219H84V216H82ZM91 214V215H90ZM97 214V215H96ZM113 214V215H112ZM118 214V215H117ZM192 214L195 216H192ZM230 215V217H228L229 215ZM240 214V215H239ZM255 214V215H254ZM20 215V216H19ZM117 215V216H116ZM120 215V216H119ZM182 215H186L187 216V218H188V220L190 219V216H192L191 217V219L189 220V222L191 223V221H193L194 222V219H196L195 220V222L193 223L192 222V224H190L191 226H192V228H191V230H190V227L188 226V224L186 225V223H187V221H185V220H187L185 217L182 219ZM190 215V216H189ZM197 215V216H196ZM205 215H207L206 217H205ZM250 215H251V217H250ZM11 216V217H10ZM24 216H26L25 218H24ZM34 216V217H33ZM36 216H37V218H36ZM39 216V217H38ZM43 216H44V218H43ZM50 216V217H49ZM55 218H54V217ZM60 216H61V218H60ZM76 216H77V219L75 220V218H76ZM177 216V217H176ZM178 216H179V218H178ZM234 216V217H233ZM242 216H244L243 218H242ZM255 216H256V218L257 217H259V218H261V219H256L255 218ZM14 219H13V218ZM72 217H73V219H72ZM82 217V218H81ZM112 217L115 219L114 221H113V219H112ZM194 217V219H192ZM230 219H228V218ZM254 217V218H253ZM8 218V219H7ZM11 218V219H10ZM16 218V219H15ZM33 218H34V220H33ZM53 218V219H52ZM81 218V219H80ZM89 218H90V220H89ZM109 218V219H108ZM121 218V219H120ZM199 218V219H198ZM201 218H206V219H201ZM208 218H210V219H208ZM253 218V219H252ZM10 219V220H9ZM21 219H23V220H21ZM46 219V220H45ZM47 219H48V222H47ZM68 219V220H67ZM88 219V220H87ZM123 219V220H122ZM226 219H228L229 220V222H228V220H226ZM234 220V223H233V220ZM236 219V220H235ZM242 219H243V221H242ZM249 219V220H248ZM256 219V220H255ZM25 220V221H24ZM32 220H33V222H32ZM38 220H40V222H38ZM43 220H44V222H43ZM52 220V221H51ZM78 220V221H77ZM109 220H110V222H109ZM113 222H112V221ZM121 220H122V223H121ZM150 219H147V218H144V217H142L141 216V214H139V216H137V217H135V222H137V221H139V222H137L138 223V225H140L141 226V223L142 222H145V221H149ZM180 220V221H179ZM204 220V222H206V224L203 222V224L201 223L200 224V222H202ZM207 220H209V221H207ZM247 220H248V222H247ZM35 221V222H34ZM54 221V222H53ZM69 221V222H68ZM71 221H72V223H71ZM83 221V222H82ZM86 221H87V224H86ZM172 221H173V224H172ZM185 222V223H183V222ZM210 221H211V223H210ZM226 221H227V225H226ZM247 223H249V224H247ZM3 222V223H2ZM12 222V223H11ZM20 222H21V224H20ZM25 224H24V223ZM30 222V223H29ZM66 222H67V225H66ZM75 222V223H74ZM175 222H177V223H175ZM183 223L182 224V230H184V231H182V232H179V230L181 229V228H179V224L178 223ZM244 222H245V225H244ZM14 223V224H13ZM23 223V224H22ZM36 225H35V224ZM56 223V224H55ZM68 223H69V225H68ZM81 223V224H80ZM90 223V224H89ZM169 223H170V226H169ZM174 223L176 224V226H178V228L176 227V226H174ZM197 224V226H196V224ZM229 223H230V225H229ZM252 223V224H251ZM8 224H9V226H8ZM13 224V225H12ZM28 224V225H27ZM33 224V225H32ZM38 224V225H37ZM48 224V225H47ZM57 224H60V226L59 225H57ZM75 224V225H74ZM77 224V225H76ZM83 224V225H82ZM114 224V225H113ZM116 224V225H115ZM210 224H211V226L213 227L212 229L213 230H211V228H210ZM219 224H221V225H219ZM232 224H234V225H236V226H232ZM246 224H247V226H246ZM11 225L13 226V227H11ZM106 225V226H105ZM185 225V226H184ZM204 225H205V227H204ZM243 225V226H242ZM3 226H5V229L3 228ZM14 226H15V228H16V230H13V229H15L14 228ZM17 226H18V228H17ZM23 227V228H20V227ZM36 226V228L38 227V229H36L37 231H38V234H37V231L34 229V227ZM50 226V227H49ZM53 226H55L54 227V231H53ZM117 226V227H116ZM176 227V228H174V227ZM187 226H188V231H187V236L186 235H184L185 234V232H186V228H187ZM201 227V228H199V227ZM246 226V227H245ZM12 229H11V228ZM107 227H108V229H107ZM167 227H170V228H167ZM173 227V228H172ZM180 227H181V225H180ZM194 227H196V229H198V233L199 234H197L196 232H197V230L196 229H194ZM205 228V230H204V228ZM206 227H207V229H206ZM228 227H230V228H228ZM240 227V228H239ZM242 227V228H241ZM25 228L27 229V228H29L30 229V234H29V232L27 231L26 232V230H25ZM58 228V229H57ZM110 228H111V230H110ZM114 228H115V231H114ZM7 229V230H6ZM9 229H11V230H9ZM173 229V230H172ZM203 229V231H201V230ZM219 229V230H218ZM235 231H234V230ZM239 229H241V230H239ZM2 230V231H1ZM6 230V231H5ZM25 230V231H24ZM61 230V231H60ZM64 232H63V231ZM170 230H172V231H170ZM174 230H177L176 232H174ZM193 230L195 231L194 233H193ZM217 230L219 231V234H218V232H217ZM230 230V231H229ZM21 231V232H20ZM24 231V232H23ZM57 231V232H56ZM191 231V232H190ZM207 231H210L209 233H212V234H208V232ZM214 231V232H213ZM226 231L228 232V233H226ZM61 232V233H60ZM184 232V233H183ZM206 232V233H205ZM224 232H225V234H224ZM237 232V233H236ZM21 233V236L19 235ZM22 233L24 234L25 233V235H22ZM26 233H27V235H26ZM51 233V234H50ZM164 233V235L163 236H161L162 234ZM168 233V234H167ZM175 233V234H174ZM178 233H183L182 235H183V237H186V239L187 238H189L190 236H191V238L194 236V239H193V241H192V239H190V241H189V239L186 241V239L185 238H183L182 237V240H181V237H179L180 236V234H178ZM191 233V234H190ZM204 234V235H202V237H203V239H205L206 240V242L205 241H200V239L199 238H197V240H196V236L197 237H201V234ZM216 233V234H215ZM234 233V234H233ZM14 234V235H13ZM37 234V236L35 237V235ZM46 234V235H45ZM176 234H177V236H176ZM206 234L208 235L207 237H204V236H206ZM215 234V235H214ZM233 234V235H232ZM8 235H9V237H8ZM29 235H30V237H31V239H30V237H29ZM43 235V236H42ZM122 234H120V236H121ZM160 235V236H159ZM179 235V236H178ZM211 235V236H210ZM214 235V236H213ZM4 236H5V238H4ZM20 238H19V237ZM26 236V237H25ZM39 236V237H38ZM120 236H116V239L118 238V240H122L123 239V235L120 237ZM13 239H11V238ZM22 237V238H21ZM34 237H35V239H37V240H35L34 239ZM163 237V238H162ZM167 237V238H166ZM202 237H201V239H202ZM208 237L210 238V239H208ZM4 238V239H3ZM19 238V239H18ZM26 238H28V240H26L25 241V239ZM166 238V239H165ZM173 238V239H172ZM175 238H176V240L178 239V240H181V242H179L178 240H177V243L175 242ZM8 239V240H7ZM49 239V240H48ZM167 239H168V243H169V245L170 244H172L171 242H173L174 241V243H176L177 245H178V247H172V246H177L176 244H172V245H168V243H167V245H166V242H167ZM212 239V240H211ZM213 239L214 240H216V241H220V243L221 244H224V248H221L219 251H218V254H217V256H218V258L220 257V256H222V257H220L221 259H218V258H216L215 257V255L214 254H211L212 252H210V251H213V248H212V246H213ZM4 240H5V242H4ZM22 240V243H20L19 241H21ZM35 240V241H34ZM43 242H41V241ZM55 240V241H54ZM169 240H171V241H169ZM208 240V241H207ZM18 241V242H17ZM30 241V242H29ZM158 241V242H157ZM160 241H161V243H160ZM183 241H185V243L183 242ZM210 241V242H209ZM56 242V243H55ZM150 242H152L151 240H150ZM183 242V243H182ZM190 242L193 244H190ZM196 242H199L200 243V246H197V244H199V243H196ZM203 242H205V243H203ZM207 242H208V244H207ZM42 243V244H41ZM158 243L159 244H161V245H158ZM165 243V244H164ZM187 243H189V245L187 244ZM212 243V245H210ZM68 244V245H67ZM70 244L71 243H69V242H66V243H63L62 244V246H68V248H73L72 250H74L75 248H76V244H72V246L70 247ZM179 244H180V246H183V247H180L179 246ZM186 244L188 245V247L186 246ZM195 244V245H194ZM204 244V245H203ZM11 245V246H10ZM26 245H27V248H26ZM28 245H29V247H28ZM56 247H55V246ZM73 245H74V247H73ZM152 245V246H151ZM153 245H158V247L160 246V248H158V247H156L159 251L157 252V249L156 248H154L153 247ZM165 245L167 246V247H165ZM185 245V246H184ZM192 245V246H191ZM203 245V246H202ZM205 245H207L206 247H205ZM8 246H9V248H8ZM150 246V247H149ZM163 246V247H162ZM195 246V247H194ZM208 246H209V248H210V246H211V248L209 249V250H207L208 249ZM11 247V248H10ZM42 247V248H41ZM55 247V248H54ZM162 247V248H161ZM187 247V248H186ZM190 247H192V249L190 248ZM202 247H203V249H204V251H202V253H199V252H201V250H203L202 249ZM17 248V249H16ZM28 248H29V250H28ZM154 248V249H153ZM168 248V249H167ZM177 248H178V250H177ZM181 248V249H180ZM183 248H184V250H183ZM198 248H200V250L198 249ZM6 249V250H5ZM77 249V248H76ZM146 249V250H145ZM156 249V250H155ZM212 249V250H211ZM21 250V251H20ZM42 250V251H41ZM152 250V251H151ZM166 250V251H165ZM172 250H176L175 252L174 251H172ZM182 250V251H181ZM186 250V251H185ZM187 250H189V251H187ZM197 250H199V251H197ZM205 250H207V251H205ZM228 250H232V251H234V252H232V251H230V253H231V256L230 255H228L229 256V258L231 259H229L228 258V262H227V258L226 257H228L227 256V251ZM5 253H4V252ZM20 251V252H19ZM30 253H29V252ZM74 251H76V250H74ZM150 251V252H149ZM154 251V252H153ZM172 251V252H171ZM179 251H181V253L179 252ZM185 253H184V252ZM222 252V251H226V254H223V253H225V252H222V253H220V254H222V255H220L219 254V252ZM34 252V253H33ZM54 252H55V254H54ZM146 252H148L149 254H147ZM151 252H152V254H153V256L152 255H150L151 254ZM160 252V253H159ZM161 252H166V256H165V254L163 255V254H161ZM167 252H168V254L170 255V256H168L167 255ZM169 252H171V253H169ZM204 252V253H203ZM229 252V251H228ZM24 253H26V254H24ZM154 253H156L155 254V259L156 260H153V261H148V262H146L145 260L146 259H148L149 257H154ZM176 253V254H175ZM177 253H179V254H177ZM183 253V254H182ZM191 253V254H190ZM196 253H197V256H196ZM213 253H214V251H213ZM8 254H9V256H8ZM12 254V255H11ZM14 254V255H13ZM57 254V255H56ZM158 254V255H157ZM159 254H161V255H159ZM174 254H175V257L178 255V257L180 258H178V257H174ZM186 254V255H185ZM187 254H188V256H187ZM198 254H200L201 256L203 255H205V257H204V259H203V256L201 257L200 255L198 256ZM212 255V258L211 257H209L210 255ZM25 255V256H24ZM53 255H54V257H53ZM122 255V256H121ZM130 255H131V257H130ZM139 255H140V258H139ZM157 255V256H156ZM180 255H182V256H180ZM191 255V256H190ZM193 255V256H192ZM220 255V256H219ZM223 255H225V256H223ZM234 255V256H233ZM246 255V256H245ZM166 257V259H165V257ZM183 256H187V259L185 258V259H182L181 257H183ZM194 256H196V257H194ZM238 257V258H233V257ZM244 256V257H243ZM16 257V258H15ZM38 257H39V259H38ZM49 257V258H48ZM54 259H53V258ZM56 257H57V259H56ZM138 257V258H137ZM159 257H161L160 259H159ZM164 259H163V258ZM192 257V258H191ZM207 257L209 258V259H207ZM247 257V258H246ZM2 258H3V260H2ZM9 258H10V260H9ZM51 258V259H50ZM126 258V259H125ZM146 258V259H145ZM196 258H198V260H199V262L196 260ZM201 258V259H200ZM215 258V259H214ZM226 259V260H223V259ZM235 259V260H233V259ZM31 259H33V260H31ZM47 259V260H46ZM163 259V260H162ZM192 259H194V260H192ZM205 259H207L208 261H206ZM238 259V260H237ZM51 260V261H50ZM53 260V261H52ZM158 260H159V262H158ZM165 260V261H164ZM176 260V261H175ZM179 260V261H178ZM186 260H187V262H186ZM192 260V261H191ZM204 260V261H203ZM214 260H215V262H214ZM220 260H223V261H220ZM240 260V261H239ZM241 260H242V263H241ZM55 261H57V262H55ZM162 261L163 262H166V263H162ZM197 261V262H196ZM206 261V262H205ZM219 261V262H218ZM202 262H204V263H202ZM222 262H224V263H222ZM239 262V263H238ZM107 262H103V264H106ZM233 264V263H232Z\"/></svg>",
  "mask_w": 264,
  "mask_h": 264
}]
</instances>
